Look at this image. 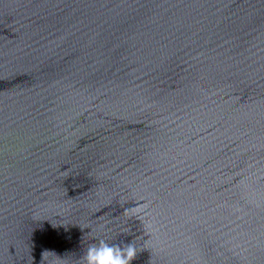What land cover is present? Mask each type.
I'll use <instances>...</instances> for the list:
<instances>
[{
  "label": "water",
  "instance_id": "water-1",
  "mask_svg": "<svg viewBox=\"0 0 264 264\" xmlns=\"http://www.w3.org/2000/svg\"><path fill=\"white\" fill-rule=\"evenodd\" d=\"M264 264V0H0V264Z\"/></svg>",
  "mask_w": 264,
  "mask_h": 264
},
{
  "label": "clouds",
  "instance_id": "clouds-1",
  "mask_svg": "<svg viewBox=\"0 0 264 264\" xmlns=\"http://www.w3.org/2000/svg\"><path fill=\"white\" fill-rule=\"evenodd\" d=\"M138 246L134 240L128 242H111L106 235L93 238L77 264H132L136 258Z\"/></svg>",
  "mask_w": 264,
  "mask_h": 264
}]
</instances>
